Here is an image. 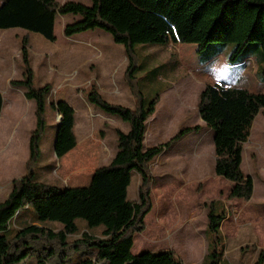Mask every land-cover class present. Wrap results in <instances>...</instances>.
Returning a JSON list of instances; mask_svg holds the SVG:
<instances>
[{
	"label": "rangeland",
	"instance_id": "rangeland-1",
	"mask_svg": "<svg viewBox=\"0 0 264 264\" xmlns=\"http://www.w3.org/2000/svg\"><path fill=\"white\" fill-rule=\"evenodd\" d=\"M72 1L90 4L89 0ZM78 19L79 15L56 14V41L20 28L0 30V76L9 74L10 80L21 78L20 48L26 36L33 86L49 84L51 88L44 109L40 157L34 165L39 180L61 189L89 183L93 170L108 163L116 152L114 130L129 129L117 116L106 114L88 102L89 87L94 85L108 102L133 108L137 81L146 102L159 94L154 113L146 122L145 148L167 141L182 127L200 128L172 143L148 165L151 209L144 218V229L133 235L131 253L171 250L183 264H206L203 257L208 243L207 208L211 203H220L224 210L219 225L220 264H264V260H259L264 249V114L256 115L242 147L241 168L251 177L253 185L251 197L244 200L231 197L232 183L214 174L213 132L204 126L197 108L199 93L207 84L233 85L264 93V60L251 54L248 59L232 63L228 55L233 45L227 44L219 56L200 65L194 43L137 44L138 69L133 79L127 71L123 46L113 42L109 33L99 28L88 30L81 33V38L88 36L84 46L77 43V38L66 45L63 28ZM14 89V107L5 99L0 116V201L11 190L12 180L28 171V141L35 126L34 104H28L22 92ZM57 100L74 106L76 117V145L61 158L53 151L59 116L49 105V101ZM138 184L139 176L132 172L130 200L137 199ZM33 214L31 206L23 209L9 226L13 228L14 221L18 225L21 220L30 221ZM77 222L79 232L69 239L79 238L86 230L82 220ZM45 224L53 230L60 228L58 222ZM101 230L102 226L88 229L95 236ZM25 251L27 256L20 264H35L38 256L47 254L49 264L61 260L62 264H74L93 255L83 248L77 252L61 250L38 240L30 241Z\"/></svg>",
	"mask_w": 264,
	"mask_h": 264
},
{
	"label": "trees",
	"instance_id": "trees-1",
	"mask_svg": "<svg viewBox=\"0 0 264 264\" xmlns=\"http://www.w3.org/2000/svg\"><path fill=\"white\" fill-rule=\"evenodd\" d=\"M90 4L66 0H4L0 4V30L20 28L55 41L56 14L79 15L80 19L66 23L65 36L99 28L121 44L128 59L127 71L135 79L137 44L194 43L198 63L206 64L219 56L227 44L233 49L228 55L232 63L255 54L264 60V0H89ZM20 57L23 71L20 79L10 84L23 90L26 99L34 103L35 126L28 141V171L11 182V190L0 201V264H20L25 260V248L30 241L77 252L92 251L74 264H183L171 250L131 253L133 235L144 229V218L151 209L148 165L164 149L200 126L182 127L167 141L145 148L146 121L153 114L159 94L147 102L135 81L136 103L133 108L106 101L94 85L89 87L87 100L102 112L117 116L129 125L124 132L115 129L116 152L106 164L96 167L85 186L56 185L39 180L34 165L40 157V138L45 129L44 109L50 85L34 87L28 61L26 36L22 39ZM258 69V68H257ZM59 116L53 151L61 158L76 145L74 109L65 101H49ZM2 95L0 92V112ZM199 116L212 130L215 155L214 174L232 183L230 196L248 200L253 191L252 179L242 168V147L248 140L258 113L264 114V93L251 92L233 85L207 84L198 97ZM132 172L139 176L137 199L128 198ZM220 203L207 208L206 264H220L219 225L224 217ZM33 209L30 221L21 220L14 227L10 221L20 211ZM86 229L79 238L77 220ZM29 221V222H28ZM46 221L58 222L53 230ZM102 226L99 236L88 229ZM51 249L49 250V252ZM47 256H38L35 264H49ZM259 260H264V249ZM62 261L55 264H62ZM256 264H259L258 262Z\"/></svg>",
	"mask_w": 264,
	"mask_h": 264
},
{
	"label": "crops",
	"instance_id": "crops-1",
	"mask_svg": "<svg viewBox=\"0 0 264 264\" xmlns=\"http://www.w3.org/2000/svg\"><path fill=\"white\" fill-rule=\"evenodd\" d=\"M54 27H55V25H54ZM3 31V30H2ZM81 33H84V32H81ZM81 33H78V34H81ZM75 35H77V34H75ZM75 35H72V36H65L64 35V40H65V43H66V45H69L68 43H71L70 41H73V40H76V38H77V43L78 44H82V46H84V40L85 39H87L88 38V36L87 37H83V38H81V36H83V34H81V35H79V36H75ZM55 41H56V36H55ZM28 48H29V46H28ZM9 81H10V76H9V74H6V75H4V76H0V85L3 87L2 89H1V86H0V92H1V95H2V107H1V112H0V116H1V114H2V112H3V108H4V103H5V99H7V101H9V102H11V104L9 105L10 107H11V105H13V107H14V99H12V97H14L15 98V89L14 88H16V89H18V90H20V92H22V94H23V90L22 89H20V88H18V87H15V86H11V84L9 83ZM6 94V95H5ZM7 96V97H6ZM23 98H24V100L28 103V104H32L33 103V101H31V100H28V99H26L25 97H24V95H23ZM30 102H32V103H30ZM34 104V103H33ZM33 104H32V106H33ZM69 104V103H68ZM73 109H74V122H75V124H74V131H75V128H76V117H75V108H74V106H72L71 104H69ZM29 108V107H28ZM154 113V112H153ZM148 120V119H147ZM147 122V121H146ZM56 125H57V123H56ZM145 131H146V129H145ZM56 133V132H55ZM75 133V132H74ZM144 136H145V134H144ZM54 139H55V136H54ZM143 145H144V143H143ZM144 147H145V145H144ZM72 150V149H71ZM68 153V152H67ZM91 177V176H90Z\"/></svg>",
	"mask_w": 264,
	"mask_h": 264
}]
</instances>
